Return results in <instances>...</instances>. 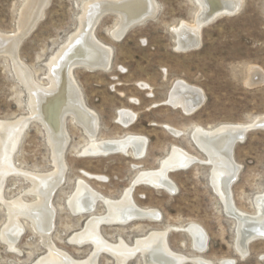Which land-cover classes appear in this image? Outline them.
<instances>
[{"label":"rangeland","instance_id":"374dc122","mask_svg":"<svg viewBox=\"0 0 264 264\" xmlns=\"http://www.w3.org/2000/svg\"><path fill=\"white\" fill-rule=\"evenodd\" d=\"M28 1L0 0L1 36L14 38L23 33L20 23ZM89 1L49 0L43 16L29 34L23 35L18 56L36 82L48 84V64L81 27L84 6ZM155 1L159 7L156 16L131 27L120 40L113 36L120 23L119 16L105 14L95 28V36L113 49L110 67L107 71L80 67L74 70L86 106L99 119L98 138L142 136L148 140L147 153L139 160L123 154L81 157L79 152L87 145L88 138L82 128L68 118L66 128L70 140L64 153L67 169L65 181L53 197L56 216L51 238L59 249L75 259L87 258L92 247L80 248L69 243V239L92 215L104 214L106 210L99 203L92 214H71L67 199L76 182L85 179L96 191L119 199L140 171L158 169L161 160L175 146L197 156L199 161L205 159V163L197 161L188 169L170 173V179L178 188L174 194L145 184L136 186L132 193L136 204L158 211L161 221L105 225L101 227L105 239L116 243L123 238L133 245L151 231L167 230L171 249L192 257L196 252L189 234L182 228L198 224L209 238L208 250L203 254L205 259L215 264L228 259L235 260V264H264V239L250 243L247 257L242 258L237 253L235 220L227 215L213 190L211 165L191 137L197 126L246 125L264 118V79L258 80V85L249 84L253 69L264 76V0H240L238 12L220 16L202 27L200 46L190 51L177 50L174 29L182 22L194 24L196 2ZM179 80L199 89L204 96L202 106L193 115L188 116L181 108L170 104L171 92ZM28 104L29 92L17 76L14 62L8 55L0 54V123L28 116ZM125 110L136 114V121L129 128L117 122L118 113ZM168 127L180 132L179 137ZM233 155L240 166L237 180L231 186L234 204L239 210L254 214V201L264 191V127L247 132L245 141L235 145ZM13 160L17 168L27 172L55 170L48 136L40 123L29 124ZM31 188L30 181L10 176L3 195L7 201L25 195L23 199L32 202L35 196L26 194ZM6 209L0 202V264H33L47 253L43 238L31 224L21 220L25 231L16 245L21 254L11 250L1 238L8 222ZM98 264L116 263L111 256L103 254ZM128 264H143V261L141 256H136Z\"/></svg>","mask_w":264,"mask_h":264},{"label":"bare ground","instance_id":"6f19581e","mask_svg":"<svg viewBox=\"0 0 264 264\" xmlns=\"http://www.w3.org/2000/svg\"><path fill=\"white\" fill-rule=\"evenodd\" d=\"M194 1L198 6L194 24L182 22L179 27L173 28L179 51L198 48L201 42L202 27L220 16L235 14L241 7L240 0ZM48 3L49 0H29L21 17L20 28L23 33L14 38L0 35V54L8 55L12 59L17 76L29 92V115L0 123V202L8 210V222L2 230V240L10 246L11 250L19 252L16 245L25 231V223L21 222L24 220L42 236L43 244L47 249V253L33 264H98L103 254L111 256L116 264H128L136 256H141L143 264H185L187 262L215 264L203 257L209 247V238L198 224H190L182 228L185 233L189 234L192 248L196 252V255L192 257L176 253L171 249L167 239V230L151 231L143 238L137 239L133 245H129L123 238L112 243L102 234L101 227L105 225L126 226L137 220L159 222L161 214L152 209L139 207L132 193L135 187L141 184L164 190L170 194L177 191L176 184L170 179V173L188 169L199 160L195 158L197 156L193 157L192 154L175 146L172 147L169 155L161 160L158 169L140 171L119 199L109 198L96 191L85 179L81 178L76 182L73 193L67 199L71 214L74 216L92 214L99 203L106 210L104 214L92 215L86 220L83 228L69 239V243L80 248L87 245L92 247L87 258L75 259L71 254L59 249L53 242L51 234L56 216L53 197L65 181L67 167L64 153L70 140L66 128L68 118H72L74 124L81 127L88 138L87 145L79 152L81 157L123 154L139 160L146 155L148 148V140L138 135L126 134L112 139L98 138L99 119L86 106L75 79L74 70L80 67L90 71L96 69L107 71L110 67L113 49L99 42L95 36V28L105 14L113 13L119 16L120 23L116 26L113 36L115 40H120L131 27L156 16L159 7L155 0L89 1L84 6L81 27L50 60L48 64L49 82L43 85L41 81L34 80L30 70L19 59L18 48L23 35L31 32L43 16ZM262 74L259 70L253 69L249 84L254 85L258 80L263 81ZM203 102L204 96L199 89L180 80L175 84L170 96L171 106L181 108L188 116L197 112ZM135 121L136 114L130 111L125 110L118 113L117 122L124 128H129ZM32 122L40 123L46 130L55 168L51 173L23 171L14 163L13 156ZM260 127H264L262 117L246 125L226 124L215 128L197 126L191 136L199 149L206 154L208 165H211L210 180L213 190L222 201L227 215L235 220L236 251L242 258L249 255L251 242L264 239V191L254 201L256 207L254 214L241 211L235 206L231 186L237 180L240 166L234 160L233 150L237 143L245 141L249 129ZM170 131L179 137L180 132L172 129ZM203 160L199 162L203 163ZM10 176L23 177L31 182L32 188L26 194L35 196L34 201H25L23 199L25 195L12 201L4 198L5 184ZM84 176L93 178L89 174H84ZM96 178L105 180L104 177L97 176ZM219 263L235 264L236 261L228 259V261L223 260Z\"/></svg>","mask_w":264,"mask_h":264},{"label":"water","instance_id":"95a60500","mask_svg":"<svg viewBox=\"0 0 264 264\" xmlns=\"http://www.w3.org/2000/svg\"><path fill=\"white\" fill-rule=\"evenodd\" d=\"M252 129V128H251ZM251 129H249V131L251 130ZM247 134V133H246Z\"/></svg>","mask_w":264,"mask_h":264}]
</instances>
